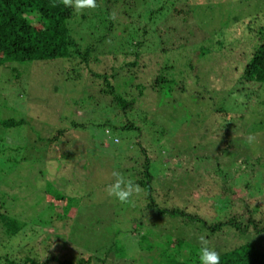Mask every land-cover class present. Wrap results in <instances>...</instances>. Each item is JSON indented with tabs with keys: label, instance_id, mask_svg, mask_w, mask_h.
Wrapping results in <instances>:
<instances>
[{
	"label": "rangeland",
	"instance_id": "1",
	"mask_svg": "<svg viewBox=\"0 0 264 264\" xmlns=\"http://www.w3.org/2000/svg\"><path fill=\"white\" fill-rule=\"evenodd\" d=\"M165 1L169 15L187 0ZM204 1L191 21L176 18L171 22L184 38L190 30L196 33L188 37V47L164 53L156 39L154 45L142 49L139 65L131 68L137 74L132 84L130 76L123 73L127 70H120L114 82L115 94L131 100L138 96L137 83L146 86L144 95L125 113L115 107L114 96L100 91L104 78L85 68L80 69L81 77L73 79L70 68L76 62L70 59L0 66V120H24L21 125L0 129V157L5 159H0V192L5 193L3 201L9 213L25 225L26 232L10 239L7 248L0 245L2 255L19 248L25 252V245L44 240L41 252L49 245V251L66 257L94 253L103 258L112 248L105 264H152L159 260L157 249L146 250L152 241L159 247L167 234L181 236L189 230L175 220L143 212L148 195L142 187L141 193L126 204L105 192L113 170L131 174L137 181L146 162L141 145L152 159L150 186L163 189L158 199L164 206L178 203L192 211L200 201L202 213H206L202 207L206 203L215 204L222 213L227 210L228 198L219 192L212 196L222 180H215L207 169L231 178L242 195L246 191L240 189L246 183L251 195H264V85L261 88L247 83L240 76L242 61L256 40L249 22L254 19L257 28L264 25V0ZM159 4L154 1L151 6L157 8ZM100 5L104 6L102 2ZM127 5L119 0L113 7L116 22H123L122 12ZM96 12L84 9L79 14L90 18ZM235 16L239 22L233 20ZM79 17L71 23L72 33L80 42L89 43L101 27L98 25L91 34L98 20L81 22ZM132 34L137 37L134 31ZM152 34L145 36L146 41L152 39ZM116 42L119 44L114 39L98 45L100 54L90 66L94 73H109L113 66L119 71L124 57L111 53ZM204 46L210 49L205 56L198 50ZM158 76L162 78L153 87ZM215 112L222 128L219 137L210 123L217 119ZM224 113L230 116L227 125L222 124ZM126 119L134 120L141 133L116 127ZM59 129L65 132L58 141L48 142ZM115 138L118 141L114 143ZM226 139H231L230 145ZM259 156L263 157L260 165L252 161L244 173L232 177L242 167V159ZM59 194L66 200L57 201L55 196ZM53 205L67 215L59 214ZM230 231L221 232L210 242L228 245L232 241ZM114 246L120 247V254Z\"/></svg>",
	"mask_w": 264,
	"mask_h": 264
},
{
	"label": "trees",
	"instance_id": "2",
	"mask_svg": "<svg viewBox=\"0 0 264 264\" xmlns=\"http://www.w3.org/2000/svg\"><path fill=\"white\" fill-rule=\"evenodd\" d=\"M154 1L160 2L157 8L151 6V3ZM96 2L98 4L96 8L97 12L93 13L92 17L89 18L85 13L79 14L73 8L65 7L60 0H0V66L11 62H27L28 60L53 61L57 59H70L72 62H76L70 68L73 79L81 77L80 69L85 70V68H88L87 71H90L96 77L104 78L105 85L100 91L103 94L114 96V101L110 98L111 101L115 102L116 108L119 107L125 113L129 108H132L139 97L144 95L146 86L142 83H137L135 86L138 96L131 100H128L124 94H115L114 82L116 78L120 77V70H127V72L123 73L130 76L131 82L129 84H132L137 79V74L132 72L131 68L139 65L142 49L151 47V44L154 45L156 39L159 41L158 48L164 53L170 50L188 47L189 40H191L189 38L195 36L196 33L190 30L189 38H184V35L178 31V27L171 24V22L176 18H181L183 21H191L192 15L199 12L198 10L201 9L202 2L205 1L187 0L184 6H175L171 10V13L169 15L167 13L166 15L168 4L165 0H125L128 5L122 12V16H124L122 23L116 22L117 20H115L116 18L113 14V7L119 3V0H96ZM100 2L104 6L100 5ZM208 9L213 8L208 6ZM158 16L161 17L160 20H157L159 19ZM77 17L81 18V22L90 20L91 23L93 18L98 20L96 28H92V24L89 28H92L91 34L93 29L98 28V25H100L101 30H95L97 37L89 43L84 44L80 42L72 33L74 30L71 28V23ZM133 17L134 20L131 19ZM233 20L239 22L236 16ZM253 20H250L249 28L255 32L256 40L253 43L252 51L242 61L244 66L240 76L245 82L256 83L261 87L264 85V25H259L257 28L253 26L256 24ZM132 31H134L137 37L132 34ZM148 33H153V37L150 40L152 42L146 41L145 36ZM140 35L143 38H140ZM129 37L131 38L129 39ZM114 39L119 41V44L117 42L113 44L111 53L114 57L119 54L124 57V62L119 66V71H116V68L113 66L109 73H94L90 69V66L93 63L95 64L98 58L96 56L100 54L97 49L98 45L108 40L113 41ZM198 50L201 51V55L203 56L210 52V49L205 46ZM129 57L132 59L128 61L127 58ZM191 65L193 66V64ZM161 78L158 76L154 80L153 87L159 84ZM215 114L217 119L211 120L210 123L213 126L212 128L214 126L216 127V130H213L217 133L216 136L219 137V131L222 132V128L218 123L220 121L219 115L216 112ZM224 114L225 118L223 117L222 124L227 125L229 122L226 118L230 116L229 113ZM23 123L24 120H0V129L2 127L5 129L12 128ZM116 127L127 130L136 129L139 132L141 130L134 120L129 119H126L124 124L117 125ZM64 132V129L57 130L55 134H52L47 139L48 142L52 144L57 142L60 134ZM107 133H109L108 130ZM113 141L115 143L118 139L115 138ZM226 143L230 145L231 139H226ZM147 152L146 148L141 145L140 153L146 157V162L142 167V173L137 175L136 182L148 195L147 205L143 207L142 211H151L161 218L175 220L179 226L189 230V234H183L181 236H176L172 233V235L167 234L168 236L163 240L164 244H161L159 247H157V242L152 241L146 250L155 251L157 249L159 252V260H154L152 264H198L197 253L200 245L196 240L197 238H195L196 235L200 236L206 233L210 241L228 229L232 230L230 231L232 241L228 245L217 246L216 243L210 242V246L214 247L220 253L221 264H264L263 194L262 197L251 195L248 192L250 189L249 183H246L245 185L242 184L241 189L239 188L241 191H243L242 189H244V192L246 191L242 195L235 188L236 186L231 178H225L218 170L217 172L213 169H207V173L211 174L215 180H222L220 189L218 191H212V196L219 192L221 197L228 198L227 210H224L222 213L215 204L206 203L202 205L206 209V213H202L199 211V204H202L200 201L198 202L197 208H194L197 211L194 209L192 211L187 210V207L178 203L173 206H164L161 200L158 199V194L163 189L154 190L150 186V180L153 179V175L150 172V160L152 159L148 156ZM261 157H245L242 159L239 163L242 167L236 169L232 177H237L240 173H244L245 169L252 164V161L255 165H260L263 159ZM0 159H3V156ZM247 192L250 194L249 196ZM4 197L5 193L0 192V199L2 200L0 202V245L3 248H7L10 239L19 237L20 235L24 236L26 232L23 230L25 229V225L12 217L14 216L13 214L9 213L10 210L3 201ZM55 199L57 201L66 200L60 194L55 196ZM189 203L192 204V202ZM53 206L57 207L59 214L67 215L62 214V208L60 209L56 205ZM220 213L223 215L221 216ZM160 233L162 232L160 231ZM237 233L248 238L243 240ZM142 237H140V240L143 239ZM140 240L138 239V241ZM43 241L25 245L27 246L25 252L19 248L16 251H11L10 254L6 253L2 255L0 253V264H105L107 262L105 257L111 253L112 249L107 250L103 258L99 257V255H94V253L87 257L82 253H79V255L74 254L73 256L70 254V257L63 255V257L61 254L55 255L49 251V245L41 252L43 248L41 249L42 245L40 243ZM114 247V250L120 254V250H118L120 247ZM121 253H123L122 250Z\"/></svg>",
	"mask_w": 264,
	"mask_h": 264
},
{
	"label": "clouds",
	"instance_id": "3",
	"mask_svg": "<svg viewBox=\"0 0 264 264\" xmlns=\"http://www.w3.org/2000/svg\"><path fill=\"white\" fill-rule=\"evenodd\" d=\"M65 7L73 8L77 13L84 9H96L98 4L96 0H60ZM242 99V98H241ZM111 183L106 185L105 192L108 197L114 198L121 204L131 201L134 196L141 193L142 188L136 182L131 174H125L119 170H113L111 173ZM198 264H221L220 253L210 246L207 234L198 237Z\"/></svg>",
	"mask_w": 264,
	"mask_h": 264
}]
</instances>
